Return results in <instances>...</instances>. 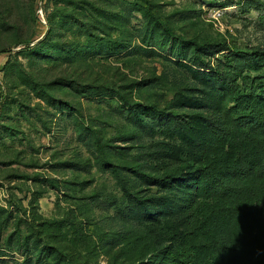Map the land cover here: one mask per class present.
Wrapping results in <instances>:
<instances>
[{"label":"rangeland","instance_id":"rangeland-1","mask_svg":"<svg viewBox=\"0 0 264 264\" xmlns=\"http://www.w3.org/2000/svg\"><path fill=\"white\" fill-rule=\"evenodd\" d=\"M241 1L0 0V264H158L188 221L149 178L217 156L194 155L222 123L210 73H263L233 55L264 49V0ZM229 229L205 241L262 264L264 227Z\"/></svg>","mask_w":264,"mask_h":264},{"label":"trees","instance_id":"trees-1","mask_svg":"<svg viewBox=\"0 0 264 264\" xmlns=\"http://www.w3.org/2000/svg\"><path fill=\"white\" fill-rule=\"evenodd\" d=\"M259 3V0H242L238 5ZM164 31L174 36L170 29ZM191 44L197 57L207 51L231 52L224 43ZM19 46L30 49V43ZM233 55L248 59L254 72L263 73L242 82L218 70L210 73L214 91L222 99L220 103L213 102L222 123L214 127L217 142L203 143L195 138L194 155L208 151L216 152L217 156L207 163L193 164L190 167L193 171L183 177L149 178L159 188L169 186L165 205L173 214H185L188 221V231L184 234L177 228H164V237H173V240L161 248L158 264H227L229 247L205 241V225L209 226L214 217L228 215L229 230L240 219L249 225L264 227V49ZM190 237L200 243L192 245ZM243 239L240 244H244ZM203 251H207L208 257L205 254L204 257Z\"/></svg>","mask_w":264,"mask_h":264}]
</instances>
